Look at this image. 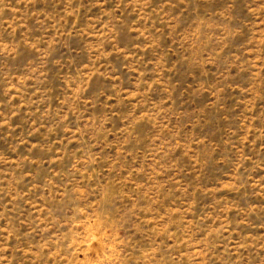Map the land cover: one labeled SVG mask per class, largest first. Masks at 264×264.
Returning <instances> with one entry per match:
<instances>
[{"label":"rangeland","instance_id":"1","mask_svg":"<svg viewBox=\"0 0 264 264\" xmlns=\"http://www.w3.org/2000/svg\"><path fill=\"white\" fill-rule=\"evenodd\" d=\"M0 264H264V0H0Z\"/></svg>","mask_w":264,"mask_h":264}]
</instances>
